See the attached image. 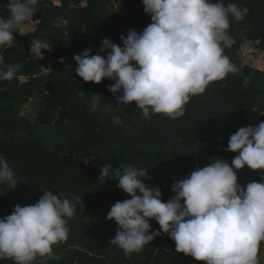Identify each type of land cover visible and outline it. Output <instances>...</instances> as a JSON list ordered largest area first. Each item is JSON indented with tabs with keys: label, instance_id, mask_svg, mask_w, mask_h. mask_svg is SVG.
I'll return each instance as SVG.
<instances>
[{
	"label": "trees",
	"instance_id": "obj_1",
	"mask_svg": "<svg viewBox=\"0 0 264 264\" xmlns=\"http://www.w3.org/2000/svg\"><path fill=\"white\" fill-rule=\"evenodd\" d=\"M110 2L39 0L35 29L27 33L16 29L13 47L0 50L5 65H20L11 82L0 81V155L16 179L15 188L0 184V218L10 215L16 205H34L48 190L73 202L81 198L83 208L77 206L68 220L67 239L52 246L51 257L38 256L33 264H204L176 252L174 241L164 233L128 257L110 244L117 225L106 218L107 213L115 202L131 197L116 187L117 180L98 177L103 165L121 172L128 165L144 168L148 177L144 182L158 187L162 202H167L175 195L174 181L187 178L197 166H207L212 158L231 161L238 155L221 150L227 148L230 135L240 127L264 122V67L256 69L240 59L241 46L264 52V0H223L225 5L249 9L242 22L230 17L232 39L221 45L238 72L211 82L192 97L182 117L153 114L145 119L132 102L115 112L119 123L108 111L117 104L108 90L114 81L84 82L75 74L73 59L88 48L98 54L104 38L123 47L121 35L129 29L141 32L152 22L142 0H120L115 9ZM6 3L0 0V17L9 14ZM58 17L67 19V25L54 26ZM34 38L51 48L42 50L43 59L37 61L30 54ZM48 58L53 65L44 72ZM95 94L101 96L92 111ZM28 106L34 112L32 119L23 114ZM252 181L264 182V173L247 167L238 172L241 186ZM150 224L151 231L159 230L155 220ZM258 260L264 264V242ZM0 264L14 261L0 260Z\"/></svg>",
	"mask_w": 264,
	"mask_h": 264
},
{
	"label": "clouds",
	"instance_id": "obj_2",
	"mask_svg": "<svg viewBox=\"0 0 264 264\" xmlns=\"http://www.w3.org/2000/svg\"><path fill=\"white\" fill-rule=\"evenodd\" d=\"M38 3L7 0L9 14L0 17V50L13 47V33L33 20ZM142 4L152 22L141 32L129 29L126 36L121 35L123 47L104 38L99 53L105 55L91 54V48L75 55V74L84 82L114 81L108 90L117 105L135 102L145 119L153 114L176 119L211 82L239 71L221 45L232 39L230 17L242 22L249 9L235 3L225 5L223 0H142ZM67 23L58 17L54 26ZM42 50L51 51L50 44L34 38L30 54L36 61L43 59ZM59 62L64 63L63 58ZM19 67L5 65L0 51V81L11 82ZM79 95L84 99L83 93ZM100 96L91 95L92 111ZM221 150L238 155L231 161L212 158L207 166H197L187 178L174 181L171 191L175 195L167 202H162L158 187L144 182L146 169L128 165L121 172L103 165L99 181L115 179L116 187L131 197L115 202L107 213L106 218L117 225L110 244L128 257L164 233L174 241L176 252L204 264H259L264 242V182L241 186L237 175L245 167L264 173V122L240 127ZM4 183L16 187L14 173L0 155V184ZM78 205L82 207L81 198L73 202L48 190L34 205H16L10 215L0 218V260L33 264L38 256L51 257L52 246L67 239L68 220ZM151 220L159 230L151 231Z\"/></svg>",
	"mask_w": 264,
	"mask_h": 264
},
{
	"label": "rangeland",
	"instance_id": "obj_3",
	"mask_svg": "<svg viewBox=\"0 0 264 264\" xmlns=\"http://www.w3.org/2000/svg\"><path fill=\"white\" fill-rule=\"evenodd\" d=\"M120 0H111L110 6L112 9H115ZM36 21H30L22 26L19 27L20 33H27L31 32L36 27ZM230 43V41H229ZM240 59L242 63L250 65L251 67H254L256 69H262L264 67V52L261 50H258L254 47H247V46H241L240 48ZM53 65V60L48 58L47 64L45 66L44 72H47L50 70V68ZM121 107V104L117 105L114 104L111 107L108 108L109 113L114 116V122L119 123V119L115 117V112ZM23 114L26 115L29 118H34V112L30 109V106L26 107L25 110H23Z\"/></svg>",
	"mask_w": 264,
	"mask_h": 264
}]
</instances>
